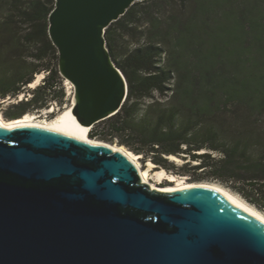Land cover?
Returning <instances> with one entry per match:
<instances>
[{
    "label": "water",
    "instance_id": "water-1",
    "mask_svg": "<svg viewBox=\"0 0 264 264\" xmlns=\"http://www.w3.org/2000/svg\"><path fill=\"white\" fill-rule=\"evenodd\" d=\"M140 1L55 0L49 14L72 113L90 129L128 97L106 31ZM0 264H264V221L213 187L151 189L105 143L0 124Z\"/></svg>",
    "mask_w": 264,
    "mask_h": 264
},
{
    "label": "trees",
    "instance_id": "trees-1",
    "mask_svg": "<svg viewBox=\"0 0 264 264\" xmlns=\"http://www.w3.org/2000/svg\"><path fill=\"white\" fill-rule=\"evenodd\" d=\"M54 4L0 0V98L27 93L9 119L63 101L48 32ZM106 39L129 93L90 137L190 181H219L264 211V0H144Z\"/></svg>",
    "mask_w": 264,
    "mask_h": 264
},
{
    "label": "bare ground",
    "instance_id": "bare-ground-1",
    "mask_svg": "<svg viewBox=\"0 0 264 264\" xmlns=\"http://www.w3.org/2000/svg\"><path fill=\"white\" fill-rule=\"evenodd\" d=\"M36 81V80H35ZM66 84L69 86L70 89H73V84L68 80L65 79ZM31 85L34 84V81L30 83ZM72 104L64 111L58 114L53 119L47 120H40L37 119V116L33 113L27 112L23 116L13 119H5L0 114V124L4 128H13L16 126H23V125H35L40 127H45L48 129H52L55 131H59L62 133H66L68 135H72L78 139H81L88 143H95V144H107L112 147L114 150H121L123 153L127 155V157L136 165L138 169V174L140 176V180L142 183L148 184L151 189H157L158 191H177L180 189H187L192 188L200 185H205L209 187H213L226 195L234 204L244 208L248 212L252 213L253 215L259 217L264 221V213L262 210L257 208L255 205L244 199L243 197L239 196L237 193L233 192L227 187L215 184L213 182L208 181H189L186 179V176H178L174 173L168 172L165 168L158 170L155 173V176H151V167L147 170H143L140 164V154H137L123 145L114 144L108 141H103L101 139L92 138L89 135L90 127L82 125L76 117L73 115L71 110ZM171 159L178 161L180 158L172 155ZM151 166H154V163H150ZM153 178H157L158 182H152ZM167 179L172 181V183L168 184H161L163 179Z\"/></svg>",
    "mask_w": 264,
    "mask_h": 264
},
{
    "label": "rangeland",
    "instance_id": "rangeland-1",
    "mask_svg": "<svg viewBox=\"0 0 264 264\" xmlns=\"http://www.w3.org/2000/svg\"><path fill=\"white\" fill-rule=\"evenodd\" d=\"M1 12V11H0ZM2 15H0L1 17ZM48 74V72H45V71H42L40 73H37L36 76H35V80H34V84L31 85H27V87L29 88H34L35 86H37L38 84L42 83L43 82V79L44 77ZM63 85H64V91H65V95H64V98H63V101L62 102H56V101H51L49 102V105L46 107V108H43L41 110H34V111H30V113H33L34 115L37 116V119H40V120H47V119H53L55 118L58 114H60L61 112H64L71 104H72V98H73V89H70L69 86L66 84V81L63 82ZM27 93H22L19 95L18 98L16 97H7L5 99H2L0 98V114L5 118V119H9L6 117V112L8 111V109L11 107V105L18 101V100H21L23 97L26 96ZM30 96V95H29ZM114 144H118V143H114ZM119 145V144H118ZM124 146V145H123ZM125 147V146H124ZM127 148V147H126ZM128 149V148H127ZM140 164L143 168V170H147L151 169V176H155V173L162 169L163 167L157 165L154 163V166H151L150 163L152 161L150 160H145L143 158V155L140 154ZM184 162V159H179L177 161V163H183ZM167 170V169H166ZM168 171V170H167ZM169 172V171H168ZM179 176V175H178ZM187 179V177H186ZM190 181V180H189ZM202 181H208V182H213L215 184H218V185H221V186H224V187H227L226 185L220 183L219 181H215V180H202ZM201 181V182H202ZM152 182H158V179L157 178H153L152 179ZM168 183H172V181L170 180H167L166 178L163 179L161 181V184H168ZM229 188V187H227ZM230 190H232L231 188H229ZM233 191V190H232ZM235 192V191H233ZM236 193V192H235ZM238 194V193H237ZM239 196H241L240 194H238ZM264 213V211H262Z\"/></svg>",
    "mask_w": 264,
    "mask_h": 264
}]
</instances>
